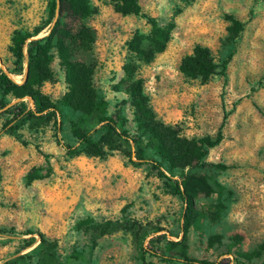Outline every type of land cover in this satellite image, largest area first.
I'll list each match as a JSON object with an SVG mask.
<instances>
[{
	"label": "rangeland",
	"instance_id": "1",
	"mask_svg": "<svg viewBox=\"0 0 264 264\" xmlns=\"http://www.w3.org/2000/svg\"><path fill=\"white\" fill-rule=\"evenodd\" d=\"M49 1L0 0V67L19 86L28 68L15 69L10 38L41 28ZM89 2L85 23L94 39L74 59L92 66L105 102L101 114L118 110L126 119L120 128L136 135L128 89L139 80L156 119L180 136L214 137L220 127V143L192 169L172 166L148 137L140 139L143 154L166 174L202 176L212 191L200 193L186 181L193 205L185 220L170 182L149 165L131 163L133 151L122 139L114 135L104 155L87 154L74 131L92 130L97 141L106 128L96 115L63 103L64 67L54 53L51 78L33 88L57 114L24 116L35 108L29 96L13 89L0 95V264H189L144 250L187 256L192 264H264V0H137L141 15L117 13L108 0ZM152 22L168 30L159 52L147 41ZM235 22L242 24L237 32ZM128 43L141 51L129 52ZM195 44L218 61L230 56L226 81L178 69ZM30 238L38 243L22 250Z\"/></svg>",
	"mask_w": 264,
	"mask_h": 264
},
{
	"label": "trees",
	"instance_id": "2",
	"mask_svg": "<svg viewBox=\"0 0 264 264\" xmlns=\"http://www.w3.org/2000/svg\"><path fill=\"white\" fill-rule=\"evenodd\" d=\"M114 4V11L122 15H141L142 11L137 0H108ZM92 13L89 0H50L48 3L47 19L41 28H36L33 33L13 32L8 46L14 61L15 69L23 73V68H28L25 75V83L21 86L9 76L5 69L0 67V95L8 90H15L18 97L25 95L30 97L34 104L32 111L25 112L29 116L32 112L37 113L58 111L49 105L42 94L33 87L39 86L42 82L49 80L52 76L50 62L55 53L64 67V80L66 91L62 101L72 109L84 115H96L101 125L105 126L106 134L101 135L97 141L92 139V130L80 132L74 131L79 145L84 151L91 155H104V146L115 135L126 142L133 151V158L130 162L136 165H149L157 171L159 176L170 182V191L178 195L183 203V217L187 220L188 212L193 205L190 193L187 190L186 181L192 180L196 183L197 191L209 194L212 190L206 179L202 176L184 177L183 180L172 178L162 169L161 162L146 157L140 147V139L148 137L152 147L158 155L174 167L181 169L202 167L206 164L203 158L209 148L218 145L222 139L221 129L218 128L214 137L204 136L200 139H187L172 127L166 126L158 121L154 115L148 99L144 96L139 80H134L128 89L129 104L134 108V122L136 123V135H129L127 130L121 129L120 124L126 123V119L117 110L114 116H104L101 111L105 102L92 82V66L86 62L74 59L77 51L90 49L94 39V30L85 23V20ZM69 20V21H68ZM76 22V26L71 25ZM45 26H48L46 34L38 38L30 39L37 35ZM236 32L242 24L235 22ZM168 40V30L151 23V35L147 41L155 51H162L165 42ZM128 51L137 53L139 46H130ZM230 56L222 61L216 60L209 47L195 44L190 54L184 56L178 65V69L187 76L206 79L210 75H221L226 81V68ZM25 66L23 67V64ZM5 105L0 99V108ZM226 116L223 117L224 122ZM16 120V118H13ZM57 143L67 150H74V146L67 145L57 137ZM185 227H183L184 231ZM41 238L43 237L40 235ZM35 241L34 238L27 240L24 247H29ZM43 242V240H41ZM146 253L165 260H177L192 264L195 259L181 256L163 254L155 250H144ZM143 264H152L143 258Z\"/></svg>",
	"mask_w": 264,
	"mask_h": 264
},
{
	"label": "crops",
	"instance_id": "3",
	"mask_svg": "<svg viewBox=\"0 0 264 264\" xmlns=\"http://www.w3.org/2000/svg\"><path fill=\"white\" fill-rule=\"evenodd\" d=\"M38 242L34 241L33 244L29 247H23L22 250H29L30 248L34 247Z\"/></svg>",
	"mask_w": 264,
	"mask_h": 264
}]
</instances>
